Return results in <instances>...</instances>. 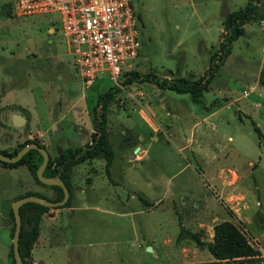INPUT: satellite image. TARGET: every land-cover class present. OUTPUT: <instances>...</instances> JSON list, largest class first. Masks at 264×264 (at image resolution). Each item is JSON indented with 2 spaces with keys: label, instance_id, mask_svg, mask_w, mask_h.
<instances>
[{
  "label": "rangeland",
  "instance_id": "rangeland-1",
  "mask_svg": "<svg viewBox=\"0 0 264 264\" xmlns=\"http://www.w3.org/2000/svg\"><path fill=\"white\" fill-rule=\"evenodd\" d=\"M9 1L0 0V5ZM131 1L137 15L143 16L144 28L138 20L141 49L127 72L169 77L168 71H171L174 77L177 70L180 75H185L187 69L198 72L207 63L208 56L196 48L199 23L195 17L180 19L176 15L178 0ZM205 1V5L196 0V4L190 6L186 0L181 11H204L213 28L221 27V12L243 8L247 2ZM57 19V13L19 16L13 11L10 15L0 12V95H6L8 102H31L34 124L41 130L50 122L45 117L49 100L46 83L53 80L61 86L55 78L58 68L43 71H47L44 56L49 42L66 53L65 67L59 69L73 77L76 90L80 94L83 91L88 98L96 95L94 88H85L82 84L60 31L52 35L47 31L51 24L56 27ZM178 23L181 31L185 30L182 46L177 42L180 37ZM243 27L246 31L232 43L231 53L212 78L210 89L203 93L202 103L192 101L189 94L167 91L169 97L162 103L164 108L157 110V117L145 111L149 119L161 127L160 132L154 134L157 140L151 139L152 130L147 122L134 112L131 114L135 123L132 135L112 137L114 159L109 176L101 156L71 168L67 179L72 189L69 207L76 209L50 207L42 212L39 239L35 242L37 248L34 253L31 251L28 264H189L205 261L207 254H211L192 237L196 235L203 243L210 240L208 224L194 223L201 219L196 214L204 207L218 212L221 220L239 225L264 255V86L259 82L264 71V0L258 3L256 20ZM213 32L215 43H218L219 32ZM224 33L223 28L221 39ZM214 53L220 55L221 49H215L209 60ZM207 71L199 72L197 80L207 77ZM107 82L105 91L113 88ZM151 84L135 80L130 86L133 90H148L150 97ZM127 86L124 84L116 93V108L126 103L120 94ZM65 100L59 99V108L63 109ZM209 104L213 110L218 108V112L202 120L208 114L204 105ZM51 106L55 110L56 105L51 103ZM9 113L10 108L0 107V150L6 144L7 151L11 152L25 141L14 142L19 133L27 134L28 125L16 130L6 128L3 119L8 120ZM9 119L11 122L12 117ZM126 119L121 110L115 115L114 127H126ZM252 120L261 136L254 130ZM139 135L144 137L143 141L138 140ZM54 136H58V132ZM27 139L47 148L35 133ZM84 140L72 148L85 146L92 137L85 135ZM53 146L48 147L52 157L56 156L60 145ZM27 192L52 200L57 197V192L37 182L26 166L4 168L0 164V253L4 252V238L9 240L4 219L6 217L11 235V206ZM224 205L238 214L231 215ZM45 214L57 215L53 227L41 224ZM30 227L28 224L27 228ZM52 230L54 240L49 242L53 247L44 249L46 242L41 236Z\"/></svg>",
  "mask_w": 264,
  "mask_h": 264
},
{
  "label": "crops",
  "instance_id": "crops-1",
  "mask_svg": "<svg viewBox=\"0 0 264 264\" xmlns=\"http://www.w3.org/2000/svg\"><path fill=\"white\" fill-rule=\"evenodd\" d=\"M179 1V6H175V8H177L176 10V15L180 18L183 19L186 17H195L199 23L198 28H197V33L198 38L196 40V48L197 49H201V51H204V54L206 56H208V61L207 63L198 70V72H195L193 70L187 69L185 71V75H180V70H177V75L174 76V78L176 77H183V78H187L190 80H197L198 79V73L204 70H207L209 67V56L212 54V52L217 49L219 47V43L221 40V33L223 31V25H222V21L223 18L225 17V15L227 13H229L228 11H224L223 13L221 12L220 15V21H221V27L219 28H213L210 26V22H207V14L204 15V11H191L190 13H187L185 11H181L183 6L186 5V0H178ZM188 4L190 6H193L194 4H196V0H188ZM200 3V5H205L206 1L205 0H198ZM198 4V3H197ZM11 3L9 2H4L2 3V5H0V12H3L6 15H10L11 14ZM3 9V11H2ZM136 12V10H135ZM137 15V13H136ZM138 17V16H137ZM138 20L140 21L139 24H141V28H144V23H143V16L141 13H139V18ZM175 20H177V18H175ZM176 27H178L177 29L180 31L179 35L180 37L178 38V44L180 46H182V43L184 42L185 36L183 35L185 30L181 31V24L178 23L176 24ZM185 29V28H184ZM59 29L56 27H54V25H49L47 28V31L52 35L53 33H55V31ZM215 31L216 33L219 32V39H218V43H215V33L213 32ZM246 31V30H245ZM139 40H140V44H141V39H140V28H139ZM47 54L44 56V58L46 59V69L47 71L43 70L44 72H48L51 71L54 67L58 68L57 70V74L55 75V78L57 81L61 82V86H57L54 81L50 80L48 83H46V85L49 88V91H47V98L49 99L48 105L46 106V111L47 113L45 114V117L50 121L48 126L46 128H44L43 130H41L36 124H34L35 121V113H34V106L33 104L30 103H23V102H8L6 100V95H0V107H9L11 105L13 106H19L22 107L23 109H25V114L16 110V109H11L10 108V113L8 116V120H4L3 122L6 124V128L10 129V130H16L18 128L22 129V126H24L25 124L28 125V131L27 134L24 132V134L19 133L17 136V139L14 140V142H21L22 140H27V138H31L32 134L35 133L37 137L42 138V140L47 145V150L49 152V155L51 156V150L49 147V145H54L53 148H55V146H57L58 144L60 145V149L61 152L63 151V149L65 148H72L74 145L78 146L80 145V143L85 142L86 140H84L85 135L86 137H90L92 135V133L94 132V127H93V109L97 104V100L99 95L104 92L105 89V85L108 83L107 82V78L105 76V74L99 75L92 83L90 84H86L84 82V80L80 77V79L82 80V84H84V87L86 88H94L92 89L94 91V93L96 95H94V97H89L87 96L86 93H84L82 91V93L80 94L78 90H76V88L74 87V83L75 81L73 80V77L71 75H69V73H66V71L61 72V70L59 68H64L65 67V55L66 53L62 52V50H60L61 48L53 43V42H49L47 44ZM141 49V47H140ZM66 52L67 48H66ZM140 52V50H139ZM195 56V55H193ZM73 65V63H72ZM74 67V66H73ZM168 74L170 75L169 78L172 76L173 77V72L171 75V71H168ZM146 82V81H145ZM133 83V82H131ZM128 84L127 86V90L122 92L120 95L122 97L125 98V104L123 107L121 108H116L115 107V101H113V103L109 106L108 108V112H107V137L109 142L112 145V137L113 135H118V136H125V135H132V129L134 127V121L132 118V113L137 112V114L144 119L145 122H147L148 126L150 127V129L152 130V133L150 134L151 139L153 140H157V137H154L155 133H159L161 130V127L157 124H154L149 117L146 115V112L151 116V117H157L158 116V112L157 110H161L163 109V105L162 103L164 101H166L167 97H169L167 91H173L170 89H165V88H161L159 86H157L156 84H151L152 87L149 88L151 96L149 97V92L148 90H133L130 86V84ZM81 84V87H82ZM76 86V83H75ZM74 89V90H72ZM210 89V83L208 85V89L207 91ZM78 91V92H76ZM204 91V92H207ZM175 92V91H173ZM203 92V93H204ZM8 93V92H7ZM177 93V92H175ZM177 94H189V93H177ZM190 95V94H189ZM191 96V95H190ZM62 98H66V100L64 101L65 105L62 108L60 107V101ZM202 98H203V94L201 97V102L202 103ZM225 98V97H223ZM192 100V97H191ZM193 101V100H192ZM212 102V101H211ZM52 105H56L55 106V110L53 109ZM197 103V102H195ZM211 104L204 105V109L205 112H207L208 114L206 116H204L202 118V120H208L211 116H213L215 113L218 112V108L213 110L212 107H210ZM121 110H123L124 114L127 116V119L125 121L126 123V127H124V125L120 126V129H117L116 127H114L113 123H115L114 119H115V115L120 112ZM146 111V112H145ZM18 114L21 117H23L25 120L21 125H16L15 122L17 121V119L14 118V115ZM168 114V112H167ZM12 117V121L9 122V118ZM253 121V120H252ZM254 122V121H253ZM124 123V122H123ZM256 124V123H255ZM8 126V127H7ZM58 132V136H54L56 135ZM127 133V134H126ZM69 135V137H68ZM140 135L138 136V140L139 141H143L144 137ZM62 145L64 147H62ZM5 148L2 150H7L6 148V144L3 145ZM58 148V149H59ZM56 155H58V151L56 152ZM144 155V154H143ZM143 155L141 156V158L143 157ZM131 157H133V154H131ZM6 168V167H4ZM17 168V167H15ZM225 179H223V184L226 185V187L228 186L227 181H224ZM150 205V204H148ZM225 208L228 210H231L229 208V206L224 205ZM75 207V206H73ZM73 207H69V208H73ZM73 208L72 211H75ZM53 209L50 210V212H52ZM59 209H55L54 211H57ZM228 210V211H229ZM232 211V210H231ZM61 213V211H57V213ZM56 213V214H57ZM58 213V214H59ZM233 215H237L238 213H235L234 211H232ZM56 216H47L46 214L42 216V222L41 224H45L48 226H54L55 224V220H56ZM196 216L198 218L201 219H196V221L194 223L198 224V225H205L208 224L209 227V234H210V241H212V237H213V226L221 221L222 218L220 217L218 212H214L211 209H207V207H204V209H202L201 212H197ZM203 219L208 220L207 222H205ZM5 225H6V229H7V238H9V240L7 241L6 238H4V243H5V248L3 249L4 252H1L0 255L3 257L2 260H0V264H11V257L9 256V252H10V246L12 244V237L10 235V231H9V225L6 223V217H5ZM231 221V220H229ZM234 223V222H233ZM43 234V233H41ZM55 235V233L53 232V230L51 232H48V234H45L44 236H41V238H43L45 240V247L44 249L47 248H52L53 244L52 242H49V240H54L53 236ZM39 239V238H38ZM37 245V243L34 245L32 252L34 253L35 249L37 247H35ZM260 249V248H259ZM208 250L206 249V252ZM261 251V249H260ZM262 253V251H261ZM263 255V253H262ZM264 256V255H263ZM213 257L209 256L207 254L206 256V260L205 261H212ZM199 262H203V261H199ZM193 263V262H192Z\"/></svg>",
  "mask_w": 264,
  "mask_h": 264
},
{
  "label": "trees",
  "instance_id": "trees-1",
  "mask_svg": "<svg viewBox=\"0 0 264 264\" xmlns=\"http://www.w3.org/2000/svg\"><path fill=\"white\" fill-rule=\"evenodd\" d=\"M260 0H247L246 5L243 8L231 11L225 15L222 21L225 33L222 35L220 40L219 48L221 54L216 55L215 53L210 58V64L207 71V77L199 80H190L183 77H162L155 73L141 74L134 71L126 72L123 83L129 84L135 80L148 81L156 84L157 86L165 89L173 90L177 93H189L194 102H201V97L204 91H207L208 85L212 78L216 74L219 67H221L227 56L231 53L232 43L236 41L240 36L244 34L243 25L250 23L257 18L258 3ZM139 18V15H137ZM217 60V62H216ZM260 84L264 86V71L261 72ZM119 91L118 88L113 87L100 94L97 100V104L93 109V127L94 132L91 137L90 143H87L83 147L77 148H65L63 151L52 157L49 155V160L43 171V175L46 177L58 176L62 179L69 190V199L67 202L60 207H69L71 198V185L68 182V177L71 168L85 160L97 158L101 156L105 160V172L110 175V165L114 159V150L107 137V112L109 106L113 103L116 93ZM8 108L16 109L25 114V109L19 106H9ZM254 130L261 136L260 129L252 121ZM36 142L35 140L27 139L20 143L13 151L0 150V152L6 155H13L18 149L24 145ZM39 144V142H37ZM41 145V144H39ZM43 146V145H41ZM44 147V146H43ZM43 157L36 149L29 150L19 161L14 163L1 162L3 167L15 168L19 166H26L30 174L40 184H44L39 181L36 176V170L42 163ZM52 189L57 192V197L52 200L45 196H42L51 201H58L63 197V191L61 187L57 185H49ZM37 195L33 192H27L24 195H20L18 198L26 195ZM17 198V199H18ZM144 201V199L141 197ZM147 204H151L145 200ZM34 208L35 214L29 216L26 220L25 216L29 209ZM50 207L36 204L33 202H27L20 206L19 212L22 218V226L19 234V252L24 264H28L31 258V251L38 239L39 235V222L43 211ZM57 208V207H54ZM229 213L233 215L232 211ZM11 235L13 236L14 231V216ZM28 224H31L30 228H27ZM193 239L198 245L206 247L208 252L213 257L212 261L193 262L189 264H264V256L260 249L254 245L245 231L237 224L229 220H224L216 223L213 226V237L212 241L203 243L196 235H192ZM10 257L11 264H15L13 256L12 244L10 246Z\"/></svg>",
  "mask_w": 264,
  "mask_h": 264
},
{
  "label": "built area",
  "instance_id": "built-area-1",
  "mask_svg": "<svg viewBox=\"0 0 264 264\" xmlns=\"http://www.w3.org/2000/svg\"><path fill=\"white\" fill-rule=\"evenodd\" d=\"M10 3L11 13L19 16L57 13V28L78 76L90 84L105 74L112 87L123 89L124 74L137 59L141 47L138 17L131 0H11Z\"/></svg>",
  "mask_w": 264,
  "mask_h": 264
},
{
  "label": "water",
  "instance_id": "water-1",
  "mask_svg": "<svg viewBox=\"0 0 264 264\" xmlns=\"http://www.w3.org/2000/svg\"><path fill=\"white\" fill-rule=\"evenodd\" d=\"M171 75H172V72H171ZM14 118L17 119V121L15 122L16 125H21L25 120L23 117H21L18 114H15ZM31 149H36L37 151L41 153L43 157L42 163L36 170L37 178L39 179L40 182L46 185H57L61 187L63 191V197L62 199L58 201H51L42 196L32 194V195H26V196L20 197L13 202L11 206L13 216H14V231H13V236H12V249H13V256L15 259V264H24L20 256V252H19V234H20V230L22 226V218L19 212L20 206L27 202H33V203L40 204V205L47 206V207H60V206H63L67 202V200L69 199V195H70L69 190L67 186L65 185L64 181L60 179L58 176L46 177L43 175V171L49 160V152L45 147L39 145L37 142H31V143L24 145L23 147L18 149L17 152L13 155H6L0 152V162H7V163L17 162ZM58 153L59 154L61 153L60 148L58 149ZM34 213H35L34 208L29 209L28 212L26 213L25 219L27 220L29 216L33 215ZM148 250H150V247H148Z\"/></svg>",
  "mask_w": 264,
  "mask_h": 264
}]
</instances>
